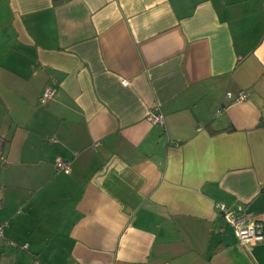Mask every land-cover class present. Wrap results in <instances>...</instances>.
<instances>
[{
    "label": "crops",
    "instance_id": "1",
    "mask_svg": "<svg viewBox=\"0 0 264 264\" xmlns=\"http://www.w3.org/2000/svg\"><path fill=\"white\" fill-rule=\"evenodd\" d=\"M217 203L264 220V0H0V264H264Z\"/></svg>",
    "mask_w": 264,
    "mask_h": 264
},
{
    "label": "built area",
    "instance_id": "2",
    "mask_svg": "<svg viewBox=\"0 0 264 264\" xmlns=\"http://www.w3.org/2000/svg\"><path fill=\"white\" fill-rule=\"evenodd\" d=\"M121 83L126 84L127 81L124 79L121 80ZM53 94V89L50 87L45 88L39 99L41 104L49 100ZM229 97L230 93H225V98ZM246 97V91H240L237 95L236 101L244 100ZM223 107L224 106L221 105V108ZM146 119L152 124L163 123L162 114L156 107L147 111ZM55 167L57 170L63 171L64 173L69 172L67 163L61 159H57ZM215 206L222 214L225 222L235 231L240 245L250 247L251 245L264 241V220L252 217L249 213L244 211L242 206H238L234 209L227 207L223 203H217ZM3 227L4 223H0V238H3ZM8 243L11 244L10 242ZM23 247H25V245H23Z\"/></svg>",
    "mask_w": 264,
    "mask_h": 264
}]
</instances>
